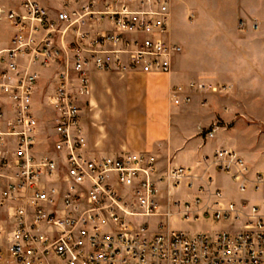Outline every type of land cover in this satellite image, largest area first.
Masks as SVG:
<instances>
[{
  "label": "built area",
  "instance_id": "2783aa9c",
  "mask_svg": "<svg viewBox=\"0 0 264 264\" xmlns=\"http://www.w3.org/2000/svg\"><path fill=\"white\" fill-rule=\"evenodd\" d=\"M52 1L0 5L8 28L0 39V205L11 220L0 264H264V172L236 150H217L210 165L236 185L239 201L212 175L162 167L154 154L88 150L81 115L92 74H172L182 53L171 41L174 0ZM54 65L55 85L43 94L42 72ZM169 99L191 101L178 86ZM45 107L54 116L46 138L53 146L38 154ZM183 223L228 227L190 232L177 227Z\"/></svg>",
  "mask_w": 264,
  "mask_h": 264
},
{
  "label": "crops",
  "instance_id": "0c3cea01",
  "mask_svg": "<svg viewBox=\"0 0 264 264\" xmlns=\"http://www.w3.org/2000/svg\"><path fill=\"white\" fill-rule=\"evenodd\" d=\"M39 1L46 6H51L43 0ZM233 1L235 6L229 21L237 26L240 25V21H245L246 29L242 30L247 34L236 35L233 31L229 32L227 28H222V32L215 29V32L210 34L223 38L222 50L215 52L216 49L211 48L213 53L209 56L218 58L213 62L218 68L211 71L227 70L240 73L242 74L240 78L248 79L247 83L245 82L248 88H264V80L257 78V74H264V0ZM18 2L19 0H0V5L13 8L18 5ZM176 9L175 6L172 10L171 41L181 46L182 53L174 60L173 74H127L124 75L127 76L124 80H114L110 83L116 114L114 120L118 119L116 116L119 113L124 123L123 134L108 140L102 138L95 128L96 114L93 106L99 100L98 93L102 86L98 82L94 83V92L85 99L81 115L88 150L96 156L118 155L123 151L154 154L159 158V164L162 167L173 162L176 165L191 168L199 174L212 175L215 178L216 187L222 189L228 200L239 201L243 195L237 191L236 185L227 176L211 167L212 157L222 148L234 149L254 171L264 172V142L259 139L261 134L250 131L249 125L234 112L240 105L236 99V84L225 80L217 82L218 78L214 76L205 77L207 80H203L200 72L192 69L195 65L193 63L198 60L195 55L196 45L191 41L190 48L184 52L181 43L185 40L181 42L174 36ZM252 22L258 23L257 29H252ZM219 23L225 22L223 20ZM213 24H218L217 20ZM7 34V26L0 24V39ZM232 38H236L234 39L236 46H232ZM224 39L228 41V45L224 43ZM186 45L188 46L187 42ZM196 68L199 69L198 65ZM97 77V75L94 76V78ZM200 83L214 86L226 85L229 90L225 94L206 92L197 88V84ZM173 86L182 87L191 101L179 106L170 103L169 95ZM88 106L93 109L86 114L85 110ZM215 124L219 126L215 137L206 139L204 132ZM1 212L8 217L6 221L0 219V226L3 228L0 246H5L11 230L9 206L0 205ZM201 226L203 224L194 227L192 224L183 223L181 228L190 232L213 233L228 227L224 223H205L209 229L201 228Z\"/></svg>",
  "mask_w": 264,
  "mask_h": 264
},
{
  "label": "rangeland",
  "instance_id": "374dc122",
  "mask_svg": "<svg viewBox=\"0 0 264 264\" xmlns=\"http://www.w3.org/2000/svg\"><path fill=\"white\" fill-rule=\"evenodd\" d=\"M46 3H49L50 5H53V1L50 0H43ZM177 7V13H176V22L174 23V29L173 34L174 36L182 41V47L183 51H187L188 48H190V42L193 41L196 45V52L195 55L197 56L199 62L196 61L193 64H195L192 69L197 70L200 72V75L202 76L203 80L205 77L209 78V76L217 77L218 81H230L236 84L237 88V101H239V109L235 110V114L241 119L244 120V122L249 125L250 131H253L255 134H261L259 139L264 142V88H248L247 84L245 85V82L248 81V79H244L243 77L240 78L242 74L240 73H233L229 71H218L213 72L211 70L216 69V65L213 63L214 61H217L218 58L214 57L212 58L209 56V54H212L211 48L214 47L217 51L222 50V43L223 38L212 36L210 34L214 33L215 29L219 32H222L223 29H228V31H233L237 35H246L245 31L241 29V26L234 25L230 23L231 18V11L233 7L235 6V1L233 0H174L173 6ZM215 18V19H214ZM222 18V19H220ZM217 20L218 24H213ZM225 23L220 24V21H223ZM219 21V22H218ZM243 21V20H242ZM240 21V24L241 22ZM229 22V23H227ZM230 29V30H229ZM221 30V31H220ZM242 30V31H241ZM232 32V33H233ZM234 36V35H232ZM236 38H232L231 44L232 46H236V41L234 40ZM186 42L188 43V46L186 45ZM224 43L228 45V41L224 39ZM210 44V46H209ZM210 48V49H209ZM193 59V58H192ZM194 60V59H193ZM192 64V63H191ZM198 65L199 69L196 68ZM203 66V67H202ZM207 69L209 71H207ZM57 71V66L54 65L50 68L49 71H43L41 76V90L43 91V94H46L47 92L51 91L52 84L55 85V74ZM173 72H174V66H173ZM172 72V74H173ZM98 76L97 78H94V76ZM127 74H118V73H94L92 74L91 79V94L94 92V83H99L102 86V89H100L98 93L99 100L97 104H94L93 108L95 111V119H96V125L95 128L98 130V133L104 138L105 140H108L112 137H120L123 130V119L121 118L120 114L116 117L118 119L115 121V113H114V105L112 103V89L110 88V83L114 82V80H124L127 76H124ZM254 77V76H253ZM258 80H264V74L259 73L257 74ZM256 78V79H257ZM247 83V82H246ZM42 94V95H43ZM42 98V96H41ZM41 105H39V108ZM90 106H88L85 110V113L88 114L91 112ZM39 128H40V137H39V146L38 150L40 151V154H47L52 151L53 141L50 142L46 138L48 136H52L53 138V127H54V119L53 114L50 112L47 107L43 109V111L39 114ZM115 126V130H114ZM50 139V137H49ZM38 151V152H39ZM0 219L1 221L8 220V217L5 213H0ZM140 221L144 222V219H141ZM4 224H7L4 222ZM194 227L197 224H192ZM182 224H179L177 227L181 228ZM201 228L207 229L208 227L203 224ZM209 229V228H208ZM6 240V239H4ZM3 241V240H2ZM5 242V241H4Z\"/></svg>",
  "mask_w": 264,
  "mask_h": 264
}]
</instances>
